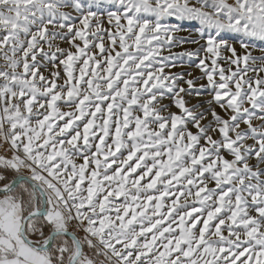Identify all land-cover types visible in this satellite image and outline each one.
<instances>
[{"label":"snow or ice","instance_id":"obj_1","mask_svg":"<svg viewBox=\"0 0 264 264\" xmlns=\"http://www.w3.org/2000/svg\"><path fill=\"white\" fill-rule=\"evenodd\" d=\"M0 264H264V0H0Z\"/></svg>","mask_w":264,"mask_h":264},{"label":"rangeland","instance_id":"obj_2","mask_svg":"<svg viewBox=\"0 0 264 264\" xmlns=\"http://www.w3.org/2000/svg\"><path fill=\"white\" fill-rule=\"evenodd\" d=\"M177 35H180V36H186V35H188V34H187L186 32H182V33H179V34H177ZM195 47H196L195 45L184 44L183 46H177V47H174V48L172 49V51H173V52H182V51H184V50H186V49H191V48H195ZM165 54H167V53H165ZM201 55H203V54H201ZM185 59H186V58H185ZM178 63H179V62H178ZM207 63H209V65H210V61H207ZM179 70H180L179 67L176 68V69H173V71H179ZM184 70H185L186 72H187V71H191V72H193L194 75H197V76L200 75L199 70L196 69V68L194 67V65H192V66H188V65L186 64ZM205 97L207 98L206 95H205ZM186 99H191V98H187V97H186ZM191 102H195V100H192ZM165 103H167V101H165Z\"/></svg>","mask_w":264,"mask_h":264},{"label":"bare ground","instance_id":"obj_3","mask_svg":"<svg viewBox=\"0 0 264 264\" xmlns=\"http://www.w3.org/2000/svg\"><path fill=\"white\" fill-rule=\"evenodd\" d=\"M206 99V97H204ZM194 103V102H193Z\"/></svg>","mask_w":264,"mask_h":264}]
</instances>
